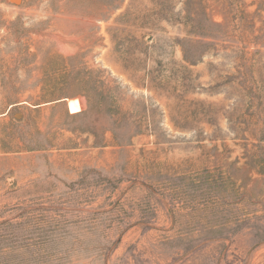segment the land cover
<instances>
[{
    "label": "rangeland",
    "instance_id": "rangeland-1",
    "mask_svg": "<svg viewBox=\"0 0 264 264\" xmlns=\"http://www.w3.org/2000/svg\"><path fill=\"white\" fill-rule=\"evenodd\" d=\"M0 264H264V0H0Z\"/></svg>",
    "mask_w": 264,
    "mask_h": 264
},
{
    "label": "bare ground",
    "instance_id": "bare-ground-1",
    "mask_svg": "<svg viewBox=\"0 0 264 264\" xmlns=\"http://www.w3.org/2000/svg\"><path fill=\"white\" fill-rule=\"evenodd\" d=\"M68 104H69L71 113H78L82 110V106L78 98L69 99L67 105Z\"/></svg>",
    "mask_w": 264,
    "mask_h": 264
},
{
    "label": "water",
    "instance_id": "water-1",
    "mask_svg": "<svg viewBox=\"0 0 264 264\" xmlns=\"http://www.w3.org/2000/svg\"><path fill=\"white\" fill-rule=\"evenodd\" d=\"M64 100L67 101V102L69 101V99H64Z\"/></svg>",
    "mask_w": 264,
    "mask_h": 264
}]
</instances>
